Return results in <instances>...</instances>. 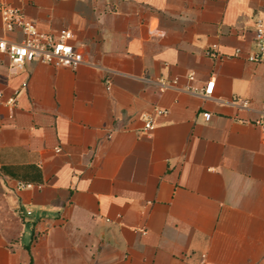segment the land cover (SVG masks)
I'll use <instances>...</instances> for the list:
<instances>
[{
	"label": "crops",
	"instance_id": "crops-1",
	"mask_svg": "<svg viewBox=\"0 0 264 264\" xmlns=\"http://www.w3.org/2000/svg\"><path fill=\"white\" fill-rule=\"evenodd\" d=\"M0 2L83 57L0 51V264H264V0Z\"/></svg>",
	"mask_w": 264,
	"mask_h": 264
},
{
	"label": "built area",
	"instance_id": "built-area-1",
	"mask_svg": "<svg viewBox=\"0 0 264 264\" xmlns=\"http://www.w3.org/2000/svg\"><path fill=\"white\" fill-rule=\"evenodd\" d=\"M0 16L5 30L12 31L15 27L20 28L23 38L20 42H9L0 38V51L5 53L12 67L20 68L25 62L38 61L40 63L52 65L54 67H64L67 69H76L82 62L83 57L76 51L71 44L73 37L69 29H61L56 33L41 32L37 29L35 23L26 20L21 11L9 5L0 2ZM253 44L254 51L250 54V59L255 62H264V16H257L253 22ZM212 49L215 46L211 47ZM212 51H207V55H212ZM192 79V75H188ZM173 79L172 83H176ZM167 84H159V90L162 91ZM191 91L195 90L190 88ZM213 90V83L209 82L203 88V95L209 96ZM241 107H247L249 101L246 98L237 97L231 101ZM16 103L15 96L7 100L9 106ZM165 110L156 108L151 113L142 115L143 130L149 132L155 126V116L164 114ZM209 113H203L202 118L207 121ZM243 121V120H241ZM252 123L264 131V101H262L258 115L252 120ZM57 151H59L57 149ZM22 187L30 186L21 184ZM29 210L26 214H30Z\"/></svg>",
	"mask_w": 264,
	"mask_h": 264
}]
</instances>
